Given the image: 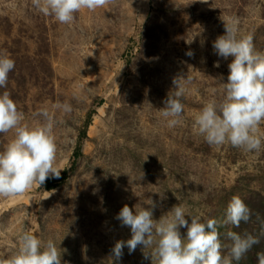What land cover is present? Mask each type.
Wrapping results in <instances>:
<instances>
[{"label":"rangeland","instance_id":"obj_1","mask_svg":"<svg viewBox=\"0 0 264 264\" xmlns=\"http://www.w3.org/2000/svg\"><path fill=\"white\" fill-rule=\"evenodd\" d=\"M75 16L62 24L37 12L31 0H0V51L15 61L0 92L11 93L29 125L48 109L55 121L54 166L67 170L51 190L34 184L22 195L0 197V255L13 252L29 230L56 243L61 264H151L143 246L132 253L125 247L118 261L112 256L117 241L131 238L116 219L122 207L147 209L151 201L155 220L177 204L191 215L223 219L238 195L252 219L220 228L221 241L229 243L227 231L246 227L256 235L257 215L264 219V144L258 152L209 146L194 117L223 96L232 58L212 47L225 32L223 20L238 21L239 34H251L256 50L264 51V0H111ZM176 77L191 79L182 123L169 128L158 110ZM58 102L71 104L72 112L56 109ZM88 111L82 155L72 166ZM259 133L264 136V122ZM12 138V132L0 134V150ZM257 252H264V237L239 264H257Z\"/></svg>","mask_w":264,"mask_h":264},{"label":"clouds","instance_id":"obj_2","mask_svg":"<svg viewBox=\"0 0 264 264\" xmlns=\"http://www.w3.org/2000/svg\"><path fill=\"white\" fill-rule=\"evenodd\" d=\"M111 0H31L32 7L45 16L54 17L62 24H71L82 9L95 11ZM207 2V0H203ZM225 32L212 43L214 53L228 63L227 82L221 83L223 96L207 101L194 117V128L209 146L229 143L245 152H258L264 144L259 126L264 122V51H257L251 34L241 35L238 21L223 20ZM191 56L192 53L188 52ZM219 67L217 61L214 65ZM15 61L6 50L0 51V88L7 89L9 73ZM190 77H176L173 88L159 109L169 128L182 123ZM223 80V77H220ZM56 109L69 114V103H57ZM35 125L25 123L24 114L18 110L8 90L0 92V134L13 133V138L0 150V197L24 194L34 184L43 185L49 178H59L55 165L57 146L54 136V117L48 109L37 114ZM151 207L124 205L116 219L131 230V238L117 241L112 256L119 260L123 249L129 253L143 246L144 259L151 264H239L245 255L264 237V219L257 215L259 232L254 235L244 231L229 230L221 241L219 229L249 223L253 213L238 195L229 200L223 219L208 218L186 213L185 208L174 205L159 220L153 218L155 204ZM191 217V222L185 218ZM186 228V235L180 229ZM18 247L11 253L0 255V264H61V251L52 239L42 240L29 230L18 236ZM257 264H264V252L256 253Z\"/></svg>","mask_w":264,"mask_h":264},{"label":"trees","instance_id":"obj_3","mask_svg":"<svg viewBox=\"0 0 264 264\" xmlns=\"http://www.w3.org/2000/svg\"><path fill=\"white\" fill-rule=\"evenodd\" d=\"M90 116H91V111H88L86 113V115H85V118H84V120L82 122L81 127L78 128V132H77L78 137L76 139L75 150H74V153H73L74 161H73L72 166H74L75 159L78 156L82 155L81 144H82L83 140L87 137V128H88V123H89V120H90ZM66 177H67V170H63L60 173L59 178L52 177V178L47 179L45 181V183L42 185L43 189L44 190H51V189L55 188L57 185H59L60 183L65 181ZM255 230H257V229H255ZM245 231H247V227L245 228Z\"/></svg>","mask_w":264,"mask_h":264},{"label":"water","instance_id":"obj_4","mask_svg":"<svg viewBox=\"0 0 264 264\" xmlns=\"http://www.w3.org/2000/svg\"><path fill=\"white\" fill-rule=\"evenodd\" d=\"M42 189V188H41Z\"/></svg>","mask_w":264,"mask_h":264}]
</instances>
